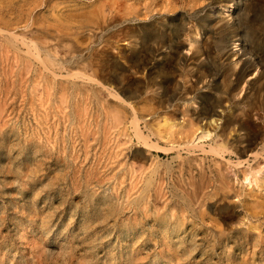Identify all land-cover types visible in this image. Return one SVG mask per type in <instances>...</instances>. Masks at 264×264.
I'll use <instances>...</instances> for the list:
<instances>
[{"label":"rangeland","instance_id":"1","mask_svg":"<svg viewBox=\"0 0 264 264\" xmlns=\"http://www.w3.org/2000/svg\"><path fill=\"white\" fill-rule=\"evenodd\" d=\"M234 3L226 11L222 0H0V264H264V185L243 180L245 171L253 179L264 167V72L248 69L243 89L224 105L250 122L257 157L203 151L220 138L195 115L236 82L225 63L209 60L212 76L197 72L189 52L195 27L212 52L237 51L246 38L264 57V0ZM215 10L225 14L209 24L191 19ZM140 27L151 42L184 44L186 60L163 70L167 88L157 89L148 75L122 73L139 62L130 43ZM105 78L118 96L102 86ZM60 81L87 90L50 88ZM196 92L202 100L191 99ZM157 95L176 96L165 106ZM134 114L150 143L174 148L140 142ZM165 120L169 133L158 127ZM205 131L211 133L199 146L189 143ZM153 186L160 191L156 210L149 208ZM194 192L201 202L184 216L162 206L164 198ZM223 218L238 230L217 244Z\"/></svg>","mask_w":264,"mask_h":264},{"label":"bare ground","instance_id":"2","mask_svg":"<svg viewBox=\"0 0 264 264\" xmlns=\"http://www.w3.org/2000/svg\"><path fill=\"white\" fill-rule=\"evenodd\" d=\"M223 1V7L226 9V11L229 9V7H234L235 3L234 0H222ZM239 1V0H237ZM243 10V7L239 6L237 7L236 11L233 12V14H229L230 19H234V17L238 18L241 11ZM196 14L198 13L197 11H194ZM225 14V11L221 10H215V12H209L208 15L205 17H201L198 15L191 16V19L193 20H202L206 23H211L216 17H220ZM190 16V15H189ZM217 22H215L213 25H216ZM226 24L229 25L228 20L226 21ZM226 24L223 26L218 27V32L219 33H224L226 31ZM235 24L240 25L241 20L238 19V21L235 22ZM234 24V25H235ZM201 27H203L201 25ZM203 29V28H202ZM204 30V29H203ZM145 29L140 27L138 30L137 36L134 37V40L131 41L130 45L133 50H138L139 54V62L136 64H130L128 68L130 69H124L122 73H129L131 75H141V76H149V79L152 81H155V85L157 86V89L160 88H167L165 87L164 83L165 81V76H163V70L170 65V63L177 59V62L181 64L186 60V56L181 53V48L184 47V44L181 43L180 41H176L175 43H170L167 44L165 41L161 42H155V41H150L147 39L145 36ZM200 33L198 32L197 28L195 27L193 30V35L194 38L190 42L189 46V52L191 53L192 58L197 60V72L202 75H207V71H210L208 69V62L210 61H215V62H220V64L223 65L225 63V72L227 73V77L234 76L235 79V84L228 90L223 91L219 95L215 97V102L214 105L211 108L205 109L204 107H201L200 110L195 111L196 117L199 118V121H202L204 119L208 120L206 121V125L211 127L212 130L216 131L217 136L220 138L219 142H213V145H209V149L203 151H207L210 154H213L215 156H223L225 153H235L237 155H247V154H252L255 157H257L259 154L258 151H255V148L259 144L257 141L258 139L251 135V130H250V122L248 120L244 119H239L237 116L226 112L224 105L227 103V101L230 99V97L233 95L232 92L234 90H242L238 89L242 80L244 79L245 75L247 74L248 69H256L260 70L261 72H264V57L257 52V48H252L251 45L249 44L250 42H246V38H241L238 39L240 40L239 43V50L234 51L233 49H225L226 47H220L214 52L210 48H208V45H206V42H199V35ZM246 34H249L248 31H246ZM200 43V44H198ZM163 48H165L163 50ZM46 58L48 61H50L52 64H55L54 58H52L49 54H45ZM264 56V55H263ZM232 57H236L237 62H233L231 60ZM76 63L79 62L75 61ZM240 64L239 68L237 69V65ZM210 76H212V73L210 71ZM217 75V74H216ZM215 77V75H213ZM204 78V76H202ZM216 80V77H215ZM198 82H201V79H197ZM145 84V81H143ZM105 89H107L110 93H112L114 96H118V92L115 91V87L111 85V83L108 81V78H105L103 83H101ZM71 85L73 90L79 94L82 93V91L87 90L86 86L79 85V84H70L67 82H56L54 83V86L50 88H56L58 91H65L68 86ZM176 86H178V93L176 95L181 96V91H180V84L178 82L175 83ZM211 83L208 82L206 86L204 87H210ZM214 92H218V87L215 85L214 86ZM198 91V90H196ZM153 92H157L156 90L153 89ZM166 91H163V95H165ZM159 93V92H158ZM175 95V96H176ZM157 103L159 105H164L165 106H170V103L173 102V98H164L159 95H157ZM203 94L196 92L195 96H191V99H203ZM133 96L131 94H128V98H132ZM129 99L123 100L124 102L129 103ZM179 99V98H178ZM169 100H172V102H169ZM201 103V102H200ZM202 105V103H201ZM131 106V105H130ZM148 115V114H147ZM116 119H119L118 117ZM138 118L134 114L132 120H131V126L133 128V131L135 135L137 136L138 140L142 142L145 145H148L149 147H155L163 151H170L174 147L173 145H170L169 147L165 146H157L156 144L150 143L144 137L140 130L138 129V124H137ZM237 126V129L235 127ZM158 127H163L165 128V132L167 133L170 132L171 129V124L168 123L167 120L162 125H159ZM235 131H239V133H236ZM242 132V133H241ZM158 133H160L158 131ZM211 132L205 131L201 132L197 137H196V143H194L193 139L189 140V143L194 144L195 146H199L198 141L205 139L208 137V135ZM160 138H162V135H160ZM169 144V143H168ZM241 145V146H239ZM139 154H143L140 149ZM262 151H264V148H261ZM242 162H237V165H240ZM144 168L142 169L143 172ZM260 171V176L259 177H254L251 179L249 177V174L245 171L243 173V180L247 185L254 184L259 181L261 185H264V167L259 169ZM134 173V172H133ZM139 179H135L134 182L132 180V185L130 188L126 190V195H130V191L133 190L134 188H137L136 185L139 183ZM146 181H149L147 179ZM198 181H200L201 186L203 184V177L200 175L198 178ZM137 191V189H136ZM135 191V192H136ZM149 191H152V194L149 196H152V205L149 207L151 210H156V206L154 203L157 199V197L160 194V191L158 190L157 187H152ZM148 191V192H149ZM147 192V193H148ZM134 193V192H133ZM140 193L141 189H139V194L136 197L137 200L140 199ZM142 194V193H141ZM146 194V193H145ZM145 196V195H144ZM148 196V195H147ZM162 198V197H161ZM200 196L199 193H193V195H188V194H176L174 197L171 198H164L162 199V206L165 207L167 210H169L172 213L177 212L178 214L184 216L185 212H190L192 211V207L194 204V200H197L198 202H201L199 200ZM140 201V200H139ZM136 202L135 207H140V202ZM151 201H146V203H149ZM204 204H200L202 207ZM143 207V206H142ZM222 207H213V209H218L221 210ZM136 213L135 215H138V210L135 208ZM222 212V211H221ZM194 213V212H192ZM223 224L225 226L224 229L220 230V232L215 236L216 237V243H220L221 239L227 238L228 236H233L235 230H238L236 227H232L233 221L230 220L229 218H223ZM182 224V219L180 218L179 220H176V224Z\"/></svg>","mask_w":264,"mask_h":264}]
</instances>
